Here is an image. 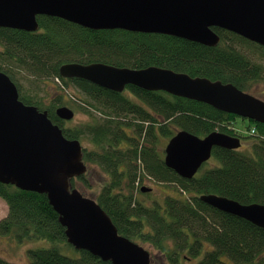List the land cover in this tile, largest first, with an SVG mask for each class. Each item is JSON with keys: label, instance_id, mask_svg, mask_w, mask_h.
I'll return each mask as SVG.
<instances>
[{"label": "trees", "instance_id": "16d2710c", "mask_svg": "<svg viewBox=\"0 0 264 264\" xmlns=\"http://www.w3.org/2000/svg\"><path fill=\"white\" fill-rule=\"evenodd\" d=\"M37 23V32L0 28V72L16 85L23 104L46 112L65 138L80 142L85 165H95L109 176V182L94 195L85 194L89 189L85 174L70 180V188L96 201L120 236L151 247L158 254L154 257L149 252L151 264H184L202 255L196 264H228L225 259L233 264H264L263 229L200 201L201 196L216 195L241 205H264V124L249 121L239 125L237 116L164 92L127 86L116 93L59 75L60 67L72 63L132 70L155 67L232 84L248 93L251 85L264 79V68L241 51L243 38L214 28L220 41L215 47H205L163 35L93 31L45 16H39ZM21 70L57 84L90 122L64 128L55 114L58 108L67 107L63 97H49L47 104L35 92L22 94L12 75ZM181 131L201 139L214 132L239 138L248 146V153L214 148L212 166L202 167L186 180L165 166L162 146ZM148 180L174 185L181 197L167 196L163 202L143 206L135 200L134 191L143 193L141 189L146 187L142 184ZM0 199L8 208L7 216L0 220V236L20 244L32 240L49 243L27 251L29 264H111L68 244L65 228L46 195L0 183ZM109 200L121 209L133 205L137 212L134 221L140 226L136 232L119 226L115 211L104 205ZM206 245L210 251H204ZM68 251L72 255L64 254ZM0 264L11 263L0 258Z\"/></svg>", "mask_w": 264, "mask_h": 264}, {"label": "water", "instance_id": "95a60500", "mask_svg": "<svg viewBox=\"0 0 264 264\" xmlns=\"http://www.w3.org/2000/svg\"><path fill=\"white\" fill-rule=\"evenodd\" d=\"M39 16L93 31L163 35L205 47L219 43L216 28L264 46V0H0L1 29L37 32ZM59 75L116 93L127 86L164 92L264 124V101L232 84L155 67L132 70L98 63L66 64ZM55 114L63 122L75 116L68 107L58 108ZM241 147L239 138L218 132L201 139L181 131L167 143L164 164L191 180L210 160L214 148L237 151ZM86 171L80 142L65 138L46 112L23 104L16 85L0 72V183L46 195L75 250L111 264H151L150 253L120 236L96 201L70 188V180ZM200 201L264 230V205H241L216 195L201 196Z\"/></svg>", "mask_w": 264, "mask_h": 264}, {"label": "rangeland", "instance_id": "374dc122", "mask_svg": "<svg viewBox=\"0 0 264 264\" xmlns=\"http://www.w3.org/2000/svg\"><path fill=\"white\" fill-rule=\"evenodd\" d=\"M1 50V48H0ZM241 51L244 54H247L248 57H251V60L253 63H256L264 68V50H255L253 48H246L243 46L241 48ZM12 75L15 77L17 82L20 86V91L22 94L27 95L32 92H35V95L37 97H45L46 103L48 104L49 97H56V96H62L65 105L68 108L72 109L75 113L74 118L72 121L64 122L63 127L64 128H71L77 124H86L90 122V119L87 115L83 114L76 106L75 104L71 103L69 97L66 95V92L61 90L57 84L50 80H37L33 76L28 75L24 71H13ZM249 93H253L257 97H264V79L262 81H259L256 84L251 85L249 88ZM69 91H73L72 89H69ZM263 94V96L261 95ZM237 123L239 125L245 124L248 125L247 122H243L241 119H237ZM83 144L86 147H90V145L86 142H83ZM167 145V141H165L162 146L163 149ZM248 146L243 141L242 148L239 150V152L247 154L248 152ZM213 161L210 160L203 166V169H208L212 166ZM87 171L85 173V177L87 180V183L89 184V189L85 194L87 195H94L97 194L103 186H105L109 182V176H107L99 167L95 165L86 164ZM201 170V169H200ZM199 170V171H200ZM198 171V172H199ZM142 186L151 189L150 192L146 194L139 193V191H134V196H136L135 200L142 204L145 207L153 206L158 201H162L167 196H173L176 198L181 197L179 193L177 192V188L174 185H163V184H156L151 181H144ZM105 207L109 210L115 211V216L117 223L121 227H125L127 230L131 232H136L137 228L140 226L135 223L134 218L137 216V212L135 211L133 205H130L127 209H121L119 205L115 204L113 200H109L104 203ZM121 209V210H119ZM8 213L7 205L3 200L0 199V220L5 218ZM49 245L48 242L43 240H32L23 242L22 244L17 243L14 239H9V237L6 236H0V258L3 260L11 263V264H29V259L27 256V251L29 249H37V248H44ZM144 249H146L148 252H151L155 256H158L156 252L147 245H141ZM211 247L206 245L204 247V251H210ZM203 252V251H202ZM66 255H72L70 251L64 252ZM203 256V255H202ZM202 256H199L198 258H194L191 261H183L184 264H196ZM157 259V258H156ZM158 260V259H157ZM159 261V260H158ZM228 264H233L231 261L225 259Z\"/></svg>", "mask_w": 264, "mask_h": 264}, {"label": "flooded vegetation", "instance_id": "af4514ba", "mask_svg": "<svg viewBox=\"0 0 264 264\" xmlns=\"http://www.w3.org/2000/svg\"><path fill=\"white\" fill-rule=\"evenodd\" d=\"M243 40H244V46L246 47V48H253V49H255V50H264V46H261V45H259V44H257V43H255V42H252V41H250V40H247V39H244L243 38ZM249 93V92H248ZM250 94V93H249ZM251 95H253V96H255L256 98H259V99H261L262 101L264 100V97H257L256 95H254L253 93H251ZM262 96H263V94H261ZM246 122H248L249 123V120H246ZM250 122H252V121H250ZM250 124V123H249ZM241 144L243 145V141H241ZM242 148V147H241ZM240 148V149H241ZM239 149V150H240ZM142 189H144V188H142ZM141 189V190H142ZM147 189V188H146ZM151 190V189H150ZM142 192V191H141ZM150 192V191H149ZM143 193H147V192H143Z\"/></svg>", "mask_w": 264, "mask_h": 264}, {"label": "built area", "instance_id": "2783aa9c", "mask_svg": "<svg viewBox=\"0 0 264 264\" xmlns=\"http://www.w3.org/2000/svg\"><path fill=\"white\" fill-rule=\"evenodd\" d=\"M252 132V134L254 133V131H251Z\"/></svg>", "mask_w": 264, "mask_h": 264}]
</instances>
